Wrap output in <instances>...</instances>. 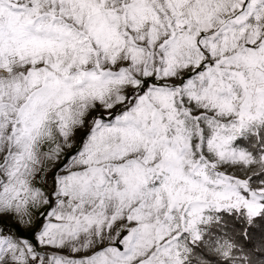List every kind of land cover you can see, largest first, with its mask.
<instances>
[{"label":"snow or ice","instance_id":"obj_1","mask_svg":"<svg viewBox=\"0 0 264 264\" xmlns=\"http://www.w3.org/2000/svg\"><path fill=\"white\" fill-rule=\"evenodd\" d=\"M0 264H264V0H0Z\"/></svg>","mask_w":264,"mask_h":264}]
</instances>
